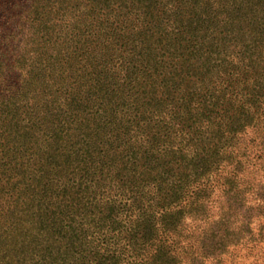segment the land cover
<instances>
[{
	"label": "trees",
	"instance_id": "1",
	"mask_svg": "<svg viewBox=\"0 0 264 264\" xmlns=\"http://www.w3.org/2000/svg\"><path fill=\"white\" fill-rule=\"evenodd\" d=\"M0 264H264V0H0Z\"/></svg>",
	"mask_w": 264,
	"mask_h": 264
}]
</instances>
